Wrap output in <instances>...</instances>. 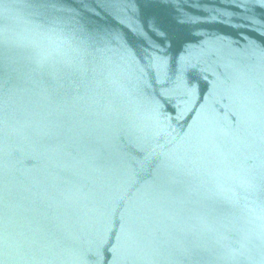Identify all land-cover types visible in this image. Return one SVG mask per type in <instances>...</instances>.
I'll return each mask as SVG.
<instances>
[{
	"label": "water",
	"instance_id": "obj_1",
	"mask_svg": "<svg viewBox=\"0 0 264 264\" xmlns=\"http://www.w3.org/2000/svg\"><path fill=\"white\" fill-rule=\"evenodd\" d=\"M0 264H264V0H0Z\"/></svg>",
	"mask_w": 264,
	"mask_h": 264
}]
</instances>
